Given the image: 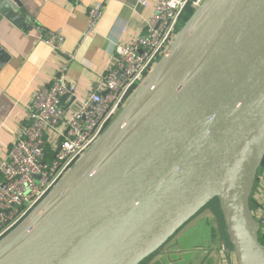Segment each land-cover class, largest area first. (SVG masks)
Wrapping results in <instances>:
<instances>
[{"label": "water", "instance_id": "95a60500", "mask_svg": "<svg viewBox=\"0 0 264 264\" xmlns=\"http://www.w3.org/2000/svg\"><path fill=\"white\" fill-rule=\"evenodd\" d=\"M26 12L0 0V24L22 29ZM9 58L0 47V70ZM263 158L264 0H202L99 138L0 240V264H139L170 238L182 260L204 220L218 240L212 201L227 257L264 264L250 210ZM219 249L207 261L221 264Z\"/></svg>", "mask_w": 264, "mask_h": 264}, {"label": "built area", "instance_id": "2783aa9c", "mask_svg": "<svg viewBox=\"0 0 264 264\" xmlns=\"http://www.w3.org/2000/svg\"><path fill=\"white\" fill-rule=\"evenodd\" d=\"M201 2L158 0L143 34L115 47L113 61L102 76L99 89L87 96L76 95V86L65 77L63 69L54 74L48 85L34 92L28 104L27 124L0 162V240L99 138L173 41L183 12L188 7L194 11ZM137 3L146 6L145 0ZM103 7L104 3L88 7L87 32L95 28ZM61 40L59 32L50 33L45 43L52 50H59ZM252 194L256 203L252 215L264 234V158ZM224 247L222 243L221 254L227 253Z\"/></svg>", "mask_w": 264, "mask_h": 264}, {"label": "crops", "instance_id": "0c3cea01", "mask_svg": "<svg viewBox=\"0 0 264 264\" xmlns=\"http://www.w3.org/2000/svg\"><path fill=\"white\" fill-rule=\"evenodd\" d=\"M20 1L27 11L24 27L17 29L6 21L0 24V47L10 57L0 70V162L27 124L34 92L48 85L59 69L75 84L78 97L98 90L115 47L143 34L158 0H145L146 6L138 0ZM98 3H104L100 19L87 32L88 7ZM56 32L62 40L59 50H52L45 39ZM200 226L207 230V221Z\"/></svg>", "mask_w": 264, "mask_h": 264}, {"label": "flooded vegetation", "instance_id": "af4514ba", "mask_svg": "<svg viewBox=\"0 0 264 264\" xmlns=\"http://www.w3.org/2000/svg\"><path fill=\"white\" fill-rule=\"evenodd\" d=\"M212 203V204H211ZM209 203L206 208H210L217 216L218 218V240L216 241L215 232L210 229V233L208 230L199 229L194 230L196 231V234L199 235V240L196 241H189L186 245H191L190 249L192 250L189 254V256H185L184 259L179 260L178 254L175 252L173 246H167L168 242L167 240L164 244H162L155 252H153L150 256H148L146 259L141 261L139 264H148L151 260L154 258L157 259V262L155 264H213L212 260L207 261L208 254L211 252L210 248L215 247L219 245L221 246L222 242L225 241V234H224V227L221 220V216L218 210V206H216L215 201H212ZM210 234L211 239L208 240L206 233ZM205 252L207 254H205ZM218 254L221 258V264L224 262V258L227 257L226 254H221L220 250H218Z\"/></svg>", "mask_w": 264, "mask_h": 264}, {"label": "trees", "instance_id": "16d2710c", "mask_svg": "<svg viewBox=\"0 0 264 264\" xmlns=\"http://www.w3.org/2000/svg\"><path fill=\"white\" fill-rule=\"evenodd\" d=\"M193 13V9L191 8H186V10L183 12L182 14V17L180 19V22H179V27L181 28L184 23L189 19V17L192 15ZM215 204L217 206V201H215ZM250 208L252 209H255L256 208V203L255 201L253 200V198L250 199ZM259 241L262 245H264V234L263 233H259ZM228 243V242H227Z\"/></svg>", "mask_w": 264, "mask_h": 264}, {"label": "rangeland", "instance_id": "374dc122", "mask_svg": "<svg viewBox=\"0 0 264 264\" xmlns=\"http://www.w3.org/2000/svg\"><path fill=\"white\" fill-rule=\"evenodd\" d=\"M251 198H253V200L255 201V199H254V197H253V194H252V196H251ZM250 198V199H251ZM212 204V203H211ZM250 210L251 211H253L254 209H252V208H250ZM199 229H202V227L200 226L197 230H199ZM196 230V231H197ZM196 231L194 232L195 234H196ZM223 244H224V248H226V252H228L229 251V245H228V243H227V239H226V237H225V241L224 242H222ZM222 245V244H221ZM230 261H231V264H233V262H232V260H229L228 259V257H226V258H224V262H223V264H230Z\"/></svg>", "mask_w": 264, "mask_h": 264}]
</instances>
